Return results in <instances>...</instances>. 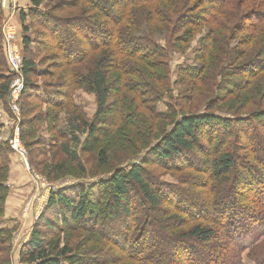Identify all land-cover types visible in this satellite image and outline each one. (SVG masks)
I'll list each match as a JSON object with an SVG mask.
<instances>
[{
  "label": "trees",
  "instance_id": "16d2710c",
  "mask_svg": "<svg viewBox=\"0 0 264 264\" xmlns=\"http://www.w3.org/2000/svg\"><path fill=\"white\" fill-rule=\"evenodd\" d=\"M28 1L15 20L26 77L22 137L32 155L34 147L46 157V143L30 139L43 121L23 102H41L34 94V78L44 72L38 63H60L66 90L58 93L67 102L54 104L74 108L73 91L84 88L94 95L96 112L92 121L74 113L71 141L60 145L66 160L54 172L110 178L51 197V216L42 215L19 264H242L243 241L264 237V0ZM86 13L95 25L78 18ZM5 16L0 0L3 104L13 81ZM76 21L86 25L77 27L81 35L73 33L83 47L65 44L56 30ZM38 28L49 40L38 36L31 56L30 32ZM203 31L194 64L180 70L176 99L169 48L183 54ZM168 98L169 111L159 112ZM78 129L86 133L83 142ZM53 131L54 141L68 137ZM8 149L0 139V219L9 196ZM168 167L179 175L178 184L165 186L154 172ZM0 235V264H14L7 245L13 230Z\"/></svg>",
  "mask_w": 264,
  "mask_h": 264
},
{
  "label": "rangeland",
  "instance_id": "374dc122",
  "mask_svg": "<svg viewBox=\"0 0 264 264\" xmlns=\"http://www.w3.org/2000/svg\"><path fill=\"white\" fill-rule=\"evenodd\" d=\"M254 1L256 2L257 0ZM10 3H12L11 0H1V9L5 12V14L7 13L8 8H10ZM27 9L28 8H25L24 10L27 11ZM18 16L20 17V13L16 14L15 20L18 19ZM94 17L95 16L93 14L86 13L79 15L78 18H84L81 20H86L88 24L93 23L95 25L96 23ZM74 23L77 25L73 26ZM56 24L58 23H55V25ZM77 27L87 30L85 28L86 25L78 21L73 22L72 26L68 28L66 24L62 23L56 28V30L58 31V34H60L61 40L64 41L65 44L71 42L76 46L83 47L84 42L82 41L81 37L80 39H78L73 36L74 31H76L78 35H81L77 31ZM20 29V40H23L24 35L22 32L21 24ZM68 32H70L69 34L71 36V39L70 36L67 35ZM42 33L43 32L39 28L36 30L31 29L30 36L32 37V42L34 43L29 48V55L32 56V54H36L38 47V36L40 38H43L42 40L46 42L49 40V37H42ZM204 37L205 33L203 31L191 43L188 51L183 54L176 53L173 51V49L169 48L171 53L173 54L169 66L171 73L170 88L174 93L172 97L176 99L178 96V91L181 88V84L178 82L180 70L191 67L194 64L195 54L200 49ZM160 45L163 47H168L169 43L161 39ZM235 46L236 43L233 44V47ZM53 62L54 61H51V63H44V65H39L38 63L37 69L39 70L42 68L44 72H38L37 77L34 78V82L36 84V87H34V94L38 95L42 103L36 100L37 97L29 100L25 97L23 102V107L26 109V111L31 110L34 113L33 116L38 115L43 121L42 125L35 130L34 138L30 139L31 141L36 140V142L41 140V142L46 143V157H40L37 154V149L31 146L34 150V153L32 155L31 149L28 148L26 140L22 137L23 130L22 126H20V137L22 139L23 146L28 153L26 164L24 160L18 155V153L12 150L10 146L9 141L11 138L13 126H10L9 124L6 129H4V126H2L1 129V137L3 136L4 138V140L2 141L7 143V146L9 148L8 158L10 164V172L9 179L5 183V187L9 191V196L6 201L4 217L0 219V231L13 230L12 239L10 240V242H7V245H10V247L12 248L14 264H19L20 252L22 251L23 246L29 242L33 230L36 228L37 223L39 222L42 215L51 216V212L48 210V205L51 197L61 192H68L78 186L90 187L100 181H107L110 178L106 174H99L96 177L90 175L79 177L72 174L58 175L54 172L55 165L57 163L62 164L63 161L66 160L64 159L63 153L60 149V145L71 141L73 135L72 132L75 128L72 127L70 123L71 118L74 117V113H76L77 115H81L89 121H92L96 112V102L94 95L88 93L84 88H79L73 91L72 96L74 108L69 106L68 108L66 107L67 105H65L63 108H59L58 106H56L54 103H66L67 99L59 96L58 93L61 92V90L64 93L66 90L61 87V85H64L63 82L65 71L64 69H59L56 67H59L58 64L60 63ZM46 99H48V101H51L52 104L48 105L47 103H45ZM172 102L173 101H170L169 98L164 99L162 102H160L158 105L159 112H168ZM0 107L3 108L4 114L6 115L3 116L6 117L4 119H7L8 121L13 120L14 117L11 114L8 105L2 103L0 104ZM112 118L113 115L107 117L108 120H111ZM54 129L61 133H65L68 137L66 139H58L57 141H54ZM75 136H77L79 140L83 142L86 138V133H84L83 129H78V132L75 133ZM83 159L84 161H86V157H84ZM138 162L139 160H133L132 164ZM34 163L36 166L34 165ZM87 164L86 166H88V170L90 171V169L93 168L94 163L90 159ZM127 165L128 162L124 163L122 167H125ZM169 166L172 167L170 164ZM71 169L72 168L70 167L67 168V170ZM154 169H156L154 172L158 175L163 185L166 186L179 183V175H177V173H174V171H172V169H170L169 167L166 170L159 168V170H157V168ZM232 198L236 200L235 196ZM115 232L117 231L115 230ZM259 232L260 231H257L256 233ZM115 236H117V234H115ZM0 238H2L1 235ZM155 239L157 242H160L157 237H154V240ZM78 241L79 239H76V243ZM243 242L245 249L241 254L242 264H264V237L257 242L251 239L244 240ZM129 244H131V242ZM164 244V248H166L167 251H170L172 246L170 242H165ZM169 257L168 261H171V257ZM231 263H236V261L232 260ZM171 264L173 263L171 262Z\"/></svg>",
  "mask_w": 264,
  "mask_h": 264
},
{
  "label": "built area",
  "instance_id": "2783aa9c",
  "mask_svg": "<svg viewBox=\"0 0 264 264\" xmlns=\"http://www.w3.org/2000/svg\"><path fill=\"white\" fill-rule=\"evenodd\" d=\"M4 49L13 81L10 85L7 105L13 120L8 121V125L13 126L10 138V146L27 164V150L23 146L21 134V98L26 89V77L23 71V55L18 43V25L12 15L7 17L2 27ZM2 118V114H0ZM7 125V126H8ZM4 140L3 136L0 138ZM6 141V140H5Z\"/></svg>",
  "mask_w": 264,
  "mask_h": 264
},
{
  "label": "crops",
  "instance_id": "0c3cea01",
  "mask_svg": "<svg viewBox=\"0 0 264 264\" xmlns=\"http://www.w3.org/2000/svg\"><path fill=\"white\" fill-rule=\"evenodd\" d=\"M12 3H10V8H8V11L6 13V18L11 16L13 17V19L15 20L16 19V14L19 13V10L18 9H21L23 7H26L29 5V1L28 0H11ZM0 114H2V118L0 120V125L1 126H4V129L7 128V123H8V120L7 119H4L6 117H3L5 114H4V110L3 108L0 107ZM6 116V115H5ZM6 120V122H5Z\"/></svg>",
  "mask_w": 264,
  "mask_h": 264
}]
</instances>
